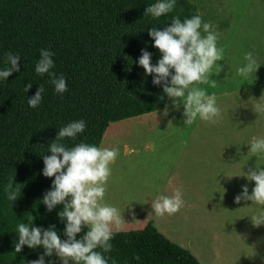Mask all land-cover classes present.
Returning a JSON list of instances; mask_svg holds the SVG:
<instances>
[{"label":"trees","instance_id":"obj_1","mask_svg":"<svg viewBox=\"0 0 264 264\" xmlns=\"http://www.w3.org/2000/svg\"><path fill=\"white\" fill-rule=\"evenodd\" d=\"M158 0H0V70L8 67L5 54H19L20 71L0 80V264H28L43 254L42 246L30 249L18 243V225L44 229L54 225L60 238L58 205L52 212L41 203L54 177L43 176V156L61 127L84 120L86 129L75 139L62 143L72 148L83 142L99 147L110 123L163 109L168 97L162 86L152 83L138 64L141 50L152 54L155 65L161 53L148 35L199 13L189 0H176L174 9L159 18L144 15ZM54 53V71L63 74L67 91L57 93L47 74L35 71L40 50ZM32 83L26 93L24 87ZM42 86V102L37 108L28 98ZM14 177L18 199H7L4 187ZM83 228L77 239L86 233ZM113 249L103 253L108 264H200L181 246L157 231L151 222L143 229L114 232ZM96 251H102L96 249ZM139 256V260L133 259ZM62 264L53 254L45 264ZM69 264H74L70 261Z\"/></svg>","mask_w":264,"mask_h":264},{"label":"rangeland","instance_id":"obj_2","mask_svg":"<svg viewBox=\"0 0 264 264\" xmlns=\"http://www.w3.org/2000/svg\"><path fill=\"white\" fill-rule=\"evenodd\" d=\"M189 1L198 8L202 22L211 23L219 33L217 47L223 49V60L213 66L209 83L192 86L208 95L215 93L220 118L213 123L197 117L185 125L186 96L178 98L176 104L168 98L161 110L110 123L99 147L119 149L104 202L120 212H133L138 206L140 210L151 209V190L157 180L168 173L184 175L189 192L183 198L184 217L173 218L164 229L174 239L188 241L195 250L197 246L208 247V240H213L210 217L214 214L204 222L196 218L207 198L193 191L242 189L245 185L252 190L255 182L244 174L264 168V153L250 151L254 137L264 139V0ZM200 31L206 35L203 28ZM247 52L253 53L260 67L244 78L237 70L247 63ZM212 80L216 87L211 86ZM125 145L135 152L126 154Z\"/></svg>","mask_w":264,"mask_h":264},{"label":"clouds","instance_id":"obj_3","mask_svg":"<svg viewBox=\"0 0 264 264\" xmlns=\"http://www.w3.org/2000/svg\"><path fill=\"white\" fill-rule=\"evenodd\" d=\"M176 0H158L148 6L144 15L159 18L171 12ZM201 28L206 35L201 34ZM148 35L154 41L153 47L159 50L161 58L155 65L151 62L152 54L145 49L141 50L138 64L143 67L146 75H152V83L162 86L163 93L170 98L174 104L177 99L185 97L184 120L185 125H191L197 117L204 121L215 123L221 116V109L217 104L215 93L208 95L199 87H193L195 83H209V74L217 61L224 58L223 49L217 47L219 33L213 30L211 23L202 22L198 13L183 21L174 17L171 25L158 30L152 27ZM53 52L47 49L40 50V59L37 61L35 71L39 75L47 74L50 82L54 85L57 93L67 91L66 79L61 74L57 76L51 69L54 68ZM8 67L0 70V80H7L14 72L20 71V55L8 52L5 54ZM247 62L238 68L237 74L247 78L260 67L253 53L244 55ZM211 86L216 87V81H211ZM29 82L24 91L31 89ZM44 88L39 86L36 93L28 98L27 102L31 108H37L42 102ZM86 129V121L78 120L70 122L61 127L56 138L50 144L48 152L51 155L43 156L44 168L42 174L52 178L51 189L48 190L41 203L46 206L48 212H52L58 205H63V210L58 212L61 222L66 221L64 235L67 239L62 240L55 226L47 229L20 223L18 225V243H15V252L20 253L23 246L30 249L42 246L44 252L38 259L29 261L28 264H45V257L55 254L62 264H108V259L103 253L112 251L110 241L114 237L113 228L122 224L120 211L104 202L107 192V182L112 174L111 165L115 163L118 148L97 147L87 143H79L72 148L66 147L62 141L64 138L75 139L78 133ZM250 151L253 154L264 153V139L254 137L250 142ZM147 147H153L148 145ZM126 154L135 152L134 148L124 146ZM246 178L255 182V187L249 195L247 185L242 187V192L235 197V203L242 200L252 201L264 205V168L249 169ZM14 177L9 178L4 192L9 201L15 202L20 190L13 189ZM182 191L177 188L173 195H161L152 201V208L157 216L164 214L173 215L183 206ZM254 226L264 224V212L252 217ZM88 230L80 239L83 228ZM102 251H96V249ZM139 260L140 257L134 256ZM48 264H53L49 261ZM113 264L115 262L113 261Z\"/></svg>","mask_w":264,"mask_h":264},{"label":"crops","instance_id":"obj_4","mask_svg":"<svg viewBox=\"0 0 264 264\" xmlns=\"http://www.w3.org/2000/svg\"><path fill=\"white\" fill-rule=\"evenodd\" d=\"M183 177L184 175L176 173L163 175L155 183V189L151 190L150 197L155 200L161 195L171 196L177 188L182 191V198L186 197L189 192ZM193 192L196 196H206L207 198L196 218L204 222L214 214L212 219L210 217V221L212 220L210 224L212 229L214 228L212 231L213 240H208V247L197 246L193 250L189 247L188 241L176 240L165 231V225L173 218L184 217V213H182L184 206L173 215L164 214L163 216H157L152 207L147 211L140 210L139 206L133 212L132 210L121 211L123 222L118 228L114 227L113 232L141 230L148 222H151L159 233L172 243L187 249L200 264H264V224L254 226L251 220L253 216L264 212V205L253 203L250 200H242L239 204L235 203V197L242 192V189L215 188ZM251 192L252 190L249 189V195ZM205 230L208 231V228Z\"/></svg>","mask_w":264,"mask_h":264}]
</instances>
